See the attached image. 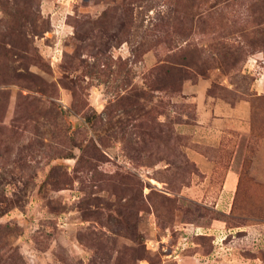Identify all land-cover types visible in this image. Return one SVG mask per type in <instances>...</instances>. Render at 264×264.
I'll return each mask as SVG.
<instances>
[{
  "label": "rangeland",
  "instance_id": "1",
  "mask_svg": "<svg viewBox=\"0 0 264 264\" xmlns=\"http://www.w3.org/2000/svg\"><path fill=\"white\" fill-rule=\"evenodd\" d=\"M258 222L264 0H0V264H199Z\"/></svg>",
  "mask_w": 264,
  "mask_h": 264
},
{
  "label": "crops",
  "instance_id": "2",
  "mask_svg": "<svg viewBox=\"0 0 264 264\" xmlns=\"http://www.w3.org/2000/svg\"><path fill=\"white\" fill-rule=\"evenodd\" d=\"M235 182L236 177L229 173L225 178L224 189L222 190V194L220 196L222 200L225 199L227 193L232 190ZM213 226L216 227L215 223H213L210 228H214ZM244 228V233L241 237L235 238L234 236L233 238L228 239V242H225V239H227V237L232 233L228 231L224 234L223 230H221L222 232L220 234L223 236L219 238V232L212 229L211 233H208L212 237L211 239L214 243L212 250L206 254L194 252L191 255H184V260L181 258L183 260L182 262L186 261L188 257H191L196 259L199 264H255L253 261L260 260L258 256L250 257L241 254V252L239 254L232 251L227 252V249L233 245L231 242L235 240H240L239 242L241 243L239 244L243 246L244 249L250 248V250L255 251L257 249L264 248V222L245 225Z\"/></svg>",
  "mask_w": 264,
  "mask_h": 264
}]
</instances>
